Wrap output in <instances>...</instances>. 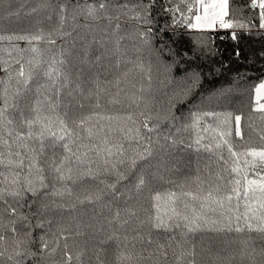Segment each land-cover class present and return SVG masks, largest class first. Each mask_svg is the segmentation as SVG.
<instances>
[{"label": "trees", "instance_id": "trees-1", "mask_svg": "<svg viewBox=\"0 0 264 264\" xmlns=\"http://www.w3.org/2000/svg\"><path fill=\"white\" fill-rule=\"evenodd\" d=\"M101 2L106 4L105 9L99 10L95 19L88 17L87 7H98ZM186 2L192 0H0V36L13 37L0 40V61L12 63L10 71L14 72L19 67L14 59L20 55L15 49L31 47L41 51L45 67L53 57L64 60L63 65L56 66L65 73L59 84L66 86L59 96L54 94L55 89L49 90L53 102L58 104L56 111L61 116L67 113L65 119L85 142L103 147L101 139L107 136L110 145L120 142L125 149L124 164L114 156L105 166L102 156L93 155V162L83 165L82 170L90 167L95 178L83 176L75 183L68 182L71 195L29 194L22 209L12 197H5L8 204L32 222L28 248L35 255L24 257V264H189L191 260L195 264H264L262 234L198 231L182 237L183 228L169 233L154 229L149 222L154 212L153 195L179 191L177 185L194 177L198 166L203 170L208 165L211 179L227 184L231 179L227 171L220 172L223 180H216L215 174L218 169L229 167L232 160L227 146L215 148L216 143L227 139L237 152L264 147V113L254 110L255 86L264 81V29L259 27V7L252 8L251 0H229L230 15L250 27L198 31L180 23L181 12L190 15ZM177 6L179 12L175 11ZM198 9L197 4L193 11ZM137 13L139 19L134 18ZM61 15L65 17L63 21ZM233 32L236 39L232 38ZM41 34L44 39L32 44L14 38ZM23 55L27 60L33 54L26 51ZM6 66L0 65V78L6 79ZM97 81L103 91L98 92ZM40 82L45 83L44 78ZM34 97L33 90L20 100L26 116L31 114ZM132 97L137 98L135 102ZM113 99L119 103H113ZM197 112L241 116L239 129L243 139L237 135L234 118L225 126L205 117L198 128H186ZM128 116L131 121L126 119ZM145 116L151 117L150 124L159 125L157 132L147 133L142 127ZM82 119L84 127H76L73 122ZM135 127H140L143 135L153 137V154L130 169L127 158L133 155L136 144L121 129ZM87 128L99 131L101 137L87 140ZM228 128L231 135H219ZM197 133L202 138L201 145L212 144L213 152L202 148L196 151ZM157 136L159 144L155 143ZM164 136L173 137L177 143L172 145ZM56 151L60 153L62 149L57 147ZM51 152L46 147V155ZM214 153L223 154L229 165L218 162ZM112 163L127 177L116 183L115 190L108 187L116 181ZM13 171L21 170L0 165V188L9 187ZM141 174L146 183L137 190L135 185ZM200 175L209 179L204 171ZM185 190L194 191L195 185L188 184ZM6 207L0 201V224L9 225L11 219H16L17 229L22 234L27 232L19 215L12 216ZM0 234L8 237L10 244L12 233L8 228L0 226ZM170 235L180 240L183 247L169 241ZM41 237L48 242V249L42 247ZM160 243L172 246L158 249ZM193 250L195 255L189 256ZM121 252L128 259L120 260ZM181 252L184 255L178 260ZM2 264H13L7 260V253Z\"/></svg>", "mask_w": 264, "mask_h": 264}, {"label": "snow or ice", "instance_id": "snow-or-ice-1", "mask_svg": "<svg viewBox=\"0 0 264 264\" xmlns=\"http://www.w3.org/2000/svg\"><path fill=\"white\" fill-rule=\"evenodd\" d=\"M199 5L197 11H193L196 5ZM259 7V27L264 29V0H251V7ZM104 2L87 7V16L93 19L97 18L99 10L105 9ZM123 7H127L124 5ZM187 12L190 15L183 17L181 24L190 29L198 31L215 30L217 27L221 29L229 28H247L250 25L234 19L230 15L229 0H192L191 3H185ZM64 9L62 8L61 11ZM35 11V9L33 10ZM179 12V6L175 9ZM139 19L140 15L134 17ZM65 17L61 15V21ZM119 27V25H117ZM150 31V30H149ZM145 37L146 33L142 34ZM16 40H25L29 44L33 41L43 40V35L31 36H16ZM232 38L236 39V33H232ZM12 40V36H0V40ZM55 43V41H49ZM147 42V40H145ZM19 53V58L14 59V63L19 65L15 71H10L12 63L8 61H0V65L4 67L5 78H0V148L6 151H0V165L9 168L20 169L21 171H13L10 185L7 188H0V201H3L7 207L6 212H10L12 216L19 215L20 222L23 228L29 229L27 232L18 230L16 227L17 220L11 219L9 225L0 226L7 227L12 233L10 244L9 240L3 234H0V264L7 253V260L13 264H24L23 258L29 255H35L29 251L28 245L31 238L32 222L23 212L18 213L17 207H12L8 204L6 196L12 197L22 209L25 205L23 201L31 194L32 197L44 196H63L66 193L71 195V189L68 187V182L75 183L83 176H92L93 170L89 167L87 170H82L85 164H91L92 156L103 157L105 166L109 165L111 157H120L119 163H125V149L122 143L115 142L109 144V138L104 136L101 139L103 147L98 144L87 143L84 138H81L65 119L67 113L61 116L56 108L57 103H54L50 89H55V95L59 96L60 90L66 85H60L61 77L65 76L62 68L56 65H63L64 60L57 61L54 57L51 58V63L44 66L41 51L36 47L30 49L16 48ZM30 51L33 55L25 60L23 53ZM238 54V53H237ZM12 53L9 52V56ZM142 68V65H141ZM127 75V74H125ZM44 78L45 83H41L40 79ZM150 79V77H149ZM15 81V83H13ZM35 81V84L33 82ZM50 82V83H49ZM119 81L117 82V86ZM96 88L99 91L104 89L97 81ZM34 90L35 97L31 102L30 115H25L21 110L20 100L26 94L32 93ZM143 91V89H141ZM255 111L264 113V82L255 86ZM133 102L137 98L132 97ZM113 103H119L113 99ZM17 113L19 114L17 117ZM144 116V113L140 114ZM205 117H212L218 120L221 124L227 126L234 118L237 125V135L243 139V134L239 129L241 116L233 117L232 113H215L203 112L193 113L192 123L186 125V128H198L200 122ZM90 120L91 117H88ZM112 119V117H106ZM131 121L132 117H126ZM151 117L145 116L142 121V127L147 133H155L159 127L158 124H150ZM76 127L82 128L85 125V120H80ZM133 123H135L133 121ZM212 127V125H208ZM23 129V130H21ZM87 140L91 141L94 137L100 138L101 133L93 128H87ZM126 132V138L135 142L136 147L133 148V155L127 158V163L130 169H135L139 160L147 159L153 154V137L143 135L140 127L131 129H121ZM179 131V129H177ZM220 136L231 135V129L227 132H220ZM164 140H171L172 145L177 143V140L171 136H164ZM201 137L197 133L194 144L196 151L201 148L206 152H213L212 144L201 145ZM264 139V137H262ZM155 143H160V138L157 136ZM183 143V141H180ZM16 145V150H13V145ZM227 146L228 156L232 163L227 168L218 169L215 174L216 180H223L220 175L221 171H227L231 179L227 184L215 183L211 177L212 173L208 172V165L202 170L199 166L196 169L197 174L194 177L186 178V180L177 185L179 191L168 190L164 193L156 192L153 197V214L149 217L151 226L159 231L173 232L175 229H185L180 235L187 236L189 233L198 231L208 232H236L243 233L245 231L251 233L256 232L264 235V147H248L243 151L237 152L233 145L227 139L215 144V148ZM46 147L52 149L51 155H46ZM57 147L62 149V152L56 151ZM188 147H193L189 144ZM21 149L23 151H21ZM218 157V162H223V165H229V160L221 153H214ZM15 157V159H14ZM28 161L25 163V161ZM242 160V163H241ZM106 170L107 167H106ZM111 171L116 176L115 183L108 185L115 190L116 183L126 179L125 174L117 168L115 163H112ZM207 173L209 179H202L200 173ZM24 173L23 175L21 173ZM47 173V174H46ZM250 173L252 174L250 177ZM48 174L51 175L49 180ZM2 175V174H0ZM8 178L5 177V180ZM145 178L143 174L139 175L136 182V189L140 190L145 186ZM60 184L57 188L55 185ZM188 184H194L195 190H185ZM51 187V192L48 191ZM88 199H91L89 196ZM30 207V205H28ZM46 206V205H45ZM117 217L119 212L116 213ZM37 227H43L42 224H37ZM42 247L48 249V242L43 237L40 238ZM169 241L176 243L179 247H183L181 241L176 239L174 235L168 237ZM151 243V241H149ZM7 244V246H5ZM170 243H160L158 249L171 247ZM54 251V249H53ZM166 255V253H165ZM184 253L181 252L177 259H181ZM189 256L195 255L194 250L188 253ZM72 257L69 255L68 260ZM120 260L128 259L125 252H121ZM189 264H195L194 260L189 261Z\"/></svg>", "mask_w": 264, "mask_h": 264}, {"label": "rangeland", "instance_id": "rangeland-1", "mask_svg": "<svg viewBox=\"0 0 264 264\" xmlns=\"http://www.w3.org/2000/svg\"><path fill=\"white\" fill-rule=\"evenodd\" d=\"M264 82V81H263Z\"/></svg>", "mask_w": 264, "mask_h": 264}]
</instances>
